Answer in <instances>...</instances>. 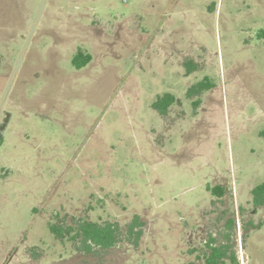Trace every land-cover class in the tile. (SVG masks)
<instances>
[{"label": "rangeland", "instance_id": "1", "mask_svg": "<svg viewBox=\"0 0 264 264\" xmlns=\"http://www.w3.org/2000/svg\"><path fill=\"white\" fill-rule=\"evenodd\" d=\"M0 58V264H264V0H0Z\"/></svg>", "mask_w": 264, "mask_h": 264}, {"label": "trees", "instance_id": "2", "mask_svg": "<svg viewBox=\"0 0 264 264\" xmlns=\"http://www.w3.org/2000/svg\"><path fill=\"white\" fill-rule=\"evenodd\" d=\"M92 59L90 53H85L82 50H79L73 58V63L77 68H82L87 65ZM186 65H191V61L186 62ZM1 66V58H0ZM192 67H189L191 71ZM211 88V84L206 76L204 79L198 82L197 85L191 88V90L196 93H202L204 90ZM177 97L172 93H165L157 97L153 103V107L162 115H166L169 111V108L176 102ZM200 99L195 102L198 104ZM212 193L218 196L223 195V187L215 186L211 188ZM254 202L256 205H261L264 203V182L257 185L253 189ZM70 228V227H69ZM63 228L57 224H50L51 231L58 237H64L66 234H72V229L75 230V233L71 235L72 239H80L83 242L87 250H91L93 245L101 246L104 248H110L114 246L118 240V227L110 222L100 223L95 221L83 220L78 223L77 228ZM131 231H134V227L131 228ZM137 236L140 237V232L137 233ZM227 251L220 250L216 253H211L208 257L206 264H228L224 257L227 255ZM231 264H240L236 256L232 257Z\"/></svg>", "mask_w": 264, "mask_h": 264}, {"label": "flooded vegetation", "instance_id": "3", "mask_svg": "<svg viewBox=\"0 0 264 264\" xmlns=\"http://www.w3.org/2000/svg\"><path fill=\"white\" fill-rule=\"evenodd\" d=\"M219 251V248H213V250H212V252L211 253H216V252H218ZM234 255H231V256H229L228 258H230V260L232 261V257H233ZM208 257H209V255H207V256H205V264L207 263V259H208ZM229 264H231V262L229 263Z\"/></svg>", "mask_w": 264, "mask_h": 264}]
</instances>
